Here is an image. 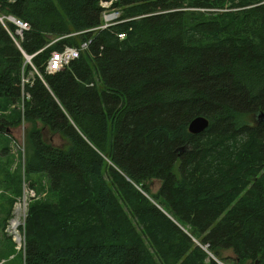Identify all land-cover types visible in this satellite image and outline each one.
<instances>
[{
	"label": "trees",
	"instance_id": "1",
	"mask_svg": "<svg viewBox=\"0 0 264 264\" xmlns=\"http://www.w3.org/2000/svg\"><path fill=\"white\" fill-rule=\"evenodd\" d=\"M100 1L0 0L30 26L21 40L0 22V166L25 122V177L48 182L22 264H264V0H119L131 20L92 31Z\"/></svg>",
	"mask_w": 264,
	"mask_h": 264
},
{
	"label": "rangeland",
	"instance_id": "2",
	"mask_svg": "<svg viewBox=\"0 0 264 264\" xmlns=\"http://www.w3.org/2000/svg\"><path fill=\"white\" fill-rule=\"evenodd\" d=\"M117 2L118 1H115V3ZM34 74L35 72L33 71L29 76H33ZM18 109L20 110V108ZM254 120L255 117L250 118L251 123H253ZM29 128L30 126L24 122V124L22 123L17 129L15 128L10 132L11 144L8 163L6 164L5 162H3L0 166V264H22V260L24 259L23 250L19 249L18 244L14 242V238L10 234L11 229H9L10 222L16 216V213H14V211H16L15 206H18L21 203V207L23 208V210H25L27 218L29 205L34 201L45 199L48 194V182L44 177H34V179L37 180L38 183L33 186V189L31 188L32 180L28 179V177H25L24 165L26 161L27 134L29 132ZM22 129L24 130L25 135L22 134ZM43 134L45 140L52 143L54 146L65 147L68 145L67 141L63 139L59 134H51L47 128L43 129ZM13 176L19 177L23 181L21 182V186L18 189H21L20 195H15L11 191V179ZM159 187L160 183L154 181L151 185V194H155L158 191ZM25 192L28 193L26 195L27 198H25ZM33 193L36 194V197H32L30 195ZM10 200H14L12 206V215L7 221V224L3 226L2 220L5 217L4 212L8 210ZM24 218L25 216H23V220ZM22 226L20 227L19 232L23 243L25 241V225L23 228ZM221 256L224 258L225 256L233 257V253L232 251L227 250L224 251Z\"/></svg>",
	"mask_w": 264,
	"mask_h": 264
},
{
	"label": "built area",
	"instance_id": "3",
	"mask_svg": "<svg viewBox=\"0 0 264 264\" xmlns=\"http://www.w3.org/2000/svg\"><path fill=\"white\" fill-rule=\"evenodd\" d=\"M115 1L119 0H101L100 1V7L102 8V13H101V24L99 27L93 29L92 31H104L108 30L113 26L119 25L126 23L127 21L131 19H123V13L122 9L120 7L115 6ZM115 3V4H114ZM0 22L4 25H6V22L12 23L16 27L15 35L22 40L23 35L26 31L30 29V26L28 23L17 19L12 16H0ZM127 36L126 33H118L117 37L120 40L125 39ZM90 42H84L82 43L79 47H66L63 51L61 52H54L47 62V67L46 71L49 74H54L56 72H59L65 68H67L74 60L78 59L82 52L86 51L89 48ZM31 57H27V62L30 63ZM34 72L38 74V72L34 69ZM39 76V74H38ZM29 82L28 78L23 77L22 79V84H27ZM19 108L21 111L24 110V99L22 100L21 104L19 105ZM24 124V122H23ZM22 134L25 135L24 130L22 129ZM24 150V149H23ZM28 193L25 192V198H27ZM32 197H36V194H30ZM24 198V199H25ZM26 200V199H25ZM21 203L16 207V216L13 218H19L20 219V225L14 232L12 229V221L10 222V228L11 229V235L13 236V240L15 243L18 244L19 249H23L25 241L22 243L21 235L19 232L20 227L22 228L25 225V220H26V212L23 210L21 207ZM23 216H25L23 220Z\"/></svg>",
	"mask_w": 264,
	"mask_h": 264
},
{
	"label": "water",
	"instance_id": "4",
	"mask_svg": "<svg viewBox=\"0 0 264 264\" xmlns=\"http://www.w3.org/2000/svg\"><path fill=\"white\" fill-rule=\"evenodd\" d=\"M259 121L264 120V115L259 113L258 115ZM209 120L204 116H197L194 118L189 124V132L191 134L197 135L205 132L209 127ZM218 264H224L219 260L215 259Z\"/></svg>",
	"mask_w": 264,
	"mask_h": 264
},
{
	"label": "bare ground",
	"instance_id": "5",
	"mask_svg": "<svg viewBox=\"0 0 264 264\" xmlns=\"http://www.w3.org/2000/svg\"><path fill=\"white\" fill-rule=\"evenodd\" d=\"M19 225H20V219L19 218L13 219L11 226H12V229H13L14 232L19 227Z\"/></svg>",
	"mask_w": 264,
	"mask_h": 264
}]
</instances>
